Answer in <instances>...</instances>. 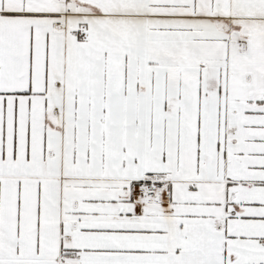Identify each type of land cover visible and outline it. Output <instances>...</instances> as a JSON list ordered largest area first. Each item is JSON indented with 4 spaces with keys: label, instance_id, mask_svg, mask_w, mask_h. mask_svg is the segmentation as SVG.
Wrapping results in <instances>:
<instances>
[{
    "label": "snow or ice",
    "instance_id": "obj_1",
    "mask_svg": "<svg viewBox=\"0 0 264 264\" xmlns=\"http://www.w3.org/2000/svg\"><path fill=\"white\" fill-rule=\"evenodd\" d=\"M0 264H264V0H0Z\"/></svg>",
    "mask_w": 264,
    "mask_h": 264
}]
</instances>
